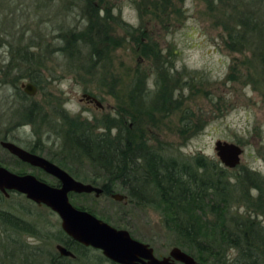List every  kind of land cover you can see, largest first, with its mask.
Returning <instances> with one entry per match:
<instances>
[{"label": "trees", "instance_id": "trees-1", "mask_svg": "<svg viewBox=\"0 0 264 264\" xmlns=\"http://www.w3.org/2000/svg\"><path fill=\"white\" fill-rule=\"evenodd\" d=\"M10 1L0 0V3L5 2L4 7L9 8ZM52 1L30 0L35 3V8L43 7L48 12ZM57 1L60 4L55 14H68L76 8V24L80 26L68 27L63 22L56 25L55 38L59 42L54 48L35 31L30 32L26 44L20 43L28 29L13 31L10 28L14 25V14L10 18L11 23L4 19L0 21L2 32L5 28L10 29L4 35L12 38L19 32L14 39L16 41L12 39L13 44L5 43L6 57L3 64L0 63V85L11 90L10 99L5 102L9 104L8 110L0 115V119L10 122L12 127L31 124L35 134L44 123L54 127L53 130L57 129L61 151L69 160L83 161L97 170L91 183L100 177L104 195L110 192L112 184L117 183L124 189L130 204H161L164 212L162 225L171 231V245L178 246L200 264H264V176L243 166L229 175L228 168H216L215 164L199 155L190 160L178 159L162 154L158 146H145L132 138L137 134L135 126H139L145 117L150 119L156 113L166 116L178 108L182 89L185 86L190 88L189 83L192 85L196 78L195 70L175 68L174 52L170 47L161 53L142 20L148 16L150 22L165 24V18L169 16L165 10L174 4L173 1L132 0L139 21L137 26L120 20L118 14L113 15L111 10L114 6L106 5L103 0ZM203 2L222 29L223 47L242 55V59L232 60L226 79L248 84L264 103V0ZM118 30L124 36H116L114 33ZM123 41L132 43L134 51L151 62L155 91L148 93L145 88L146 70L137 65L126 92V107L119 109L120 115L115 117L118 123L123 124L124 132L121 134L117 130L111 137L112 125L108 123L104 131L94 132L95 124L89 126L83 120L69 117L56 104L51 105L49 116L19 86L26 80L36 89H42V75L47 70L45 63L50 50H56L63 57V70L93 75L96 70L103 69L109 53ZM182 115L181 133L194 126H187L190 117L187 118L184 111ZM138 133L142 134L141 130ZM7 137L8 133L4 131L0 139L7 140ZM27 150L35 153L41 148L29 144ZM13 193L16 192L8 191V195ZM0 199H5L2 193ZM232 207L236 210L243 207L244 214L231 212ZM0 232L4 237L0 243V264H76L87 257V250L93 249L74 241L60 227L50 232L3 208H0ZM17 235L39 240L46 246L60 244L73 257L60 255L55 248V252H49L40 246L27 244ZM94 258L110 262L101 253Z\"/></svg>", "mask_w": 264, "mask_h": 264}, {"label": "rangeland", "instance_id": "rangeland-1", "mask_svg": "<svg viewBox=\"0 0 264 264\" xmlns=\"http://www.w3.org/2000/svg\"><path fill=\"white\" fill-rule=\"evenodd\" d=\"M172 1L174 4L165 10L169 15L165 18V24L150 22L148 16H144L142 20L156 40L161 53L164 54L165 49L170 47L174 52L175 68L195 70L196 78L192 81V85L191 82L189 83L190 88L185 86L182 89L180 96L182 101L178 108L166 116L156 113L153 115L155 118L145 117L140 121L139 126H135L137 134L132 138L141 141L145 146L153 148L158 146L162 154L175 156L178 159L190 160L199 155L215 164L216 168L225 167L215 155L214 141L219 139L233 142L242 148V153L238 166L231 170L226 169L227 173L232 175L239 170L238 167L243 166L264 176V103L248 84L241 83L240 80H227L225 77L232 60L242 59V55L231 53L223 47L222 29L203 0ZM103 3L112 4L114 6L111 10L112 14L115 16L118 14L120 20L132 26L139 24L132 0H103ZM59 4V1L53 0L52 8L48 12L47 9L43 10V7L35 8V3H31L30 0H11L9 8L4 7L5 2L0 3V21L4 19L11 23L10 18L14 14V25H10V28L13 31L18 28L23 31L28 29V32H24L25 37L20 43L26 44L30 32L35 31L40 36L43 35L44 41L50 42L54 48L59 42L55 38L56 25L63 22L64 26L68 27L80 26L76 24V8L68 14H55V11L58 12ZM8 30L10 29L5 28L2 32L0 29V63L2 64L7 51L5 43L13 44V40L19 34L16 32L10 38L4 35ZM43 33H47L49 38ZM114 34L124 36L119 30ZM48 58L45 63L47 70H44L42 75V89H37L35 94L30 96L31 100L37 102L41 110L49 116L51 105H58L69 117L83 120L89 126L95 124L94 132L104 131L107 123L112 125L109 131L111 137L117 130L120 134L124 132L123 124L118 123L115 117L120 115L119 109L126 107V92L137 65L146 70L145 88L148 93L155 91L152 85L154 74H152L151 62L136 53L132 43L127 41H123L121 46L112 50L103 69L96 70L93 75L83 74L82 71L73 74L63 70V57L54 49L52 52L50 50ZM241 72L243 73L244 70ZM10 93L8 87L0 85V115L8 110L9 104L5 102L10 99ZM83 93L95 97L100 107L81 97ZM183 111L187 118L190 117L191 123L187 121V126L193 124L197 127L190 126L186 132L181 133L179 129L183 122ZM44 124L35 134L31 130V124H18L12 127L10 122L0 119V137L6 131L7 140L22 148L28 149L29 144L40 147L41 151L35 152L36 154L56 164L74 179L92 184L91 181L95 180L97 170L83 161L69 160L61 151V138L57 129L53 130L54 127ZM139 130L142 134L138 133ZM0 165L15 173H30L50 185L56 186L58 183L54 177L39 168L16 160L1 147ZM101 181L102 179L98 177L92 185L99 186ZM111 188L112 192L125 194L124 189L117 183L112 184ZM67 196L73 206L90 210L96 218L115 228L125 229L134 239L149 244L156 256L166 255L172 246L171 231L162 225L164 212L159 203L135 205L128 203L126 197L116 201L104 194L94 196L92 192H69ZM233 207L231 212L244 214L243 207H238V210ZM0 208L16 212L39 228L42 226L50 232L59 227V219L55 213L42 205L28 201L20 194L13 193L3 200L0 199ZM17 238L27 244L55 252L53 244L46 246L39 240L23 235H17ZM3 240L4 237L0 232V243ZM97 254H100L98 250L89 249L87 257H83L76 264H112L108 261H96L94 256Z\"/></svg>", "mask_w": 264, "mask_h": 264}, {"label": "water", "instance_id": "water-1", "mask_svg": "<svg viewBox=\"0 0 264 264\" xmlns=\"http://www.w3.org/2000/svg\"><path fill=\"white\" fill-rule=\"evenodd\" d=\"M19 86L29 96L37 90L29 81H22ZM81 97L100 107L95 97L87 93ZM0 147L58 181L57 186L50 185L30 173H15L0 165V193L7 197L8 191L16 192L34 204L47 207L58 217L60 229L74 241L99 250L102 256L115 264H200L178 246H171L164 256H156L149 244L134 239L127 230L107 224L90 212L73 206L68 200L69 192H92L98 196L102 191L99 186L74 179L45 157L11 141L0 140ZM213 150L225 168H234L240 162L242 148L233 142L217 139ZM109 196L116 201L123 199V195L117 192H111ZM54 247L60 255L73 257L64 246L55 244Z\"/></svg>", "mask_w": 264, "mask_h": 264}, {"label": "flooded vegetation", "instance_id": "flooded-vegetation-1", "mask_svg": "<svg viewBox=\"0 0 264 264\" xmlns=\"http://www.w3.org/2000/svg\"><path fill=\"white\" fill-rule=\"evenodd\" d=\"M87 101H90L89 99L87 100ZM0 140H6V139H0ZM9 141V140H8ZM12 142V141H11ZM14 143V142H13ZM25 149V148H24ZM27 150V149H26ZM34 153V152H33ZM10 154V153H9ZM11 155V154H10ZM11 156H13V155H11ZM16 160H18L15 156H13ZM18 161H20V160H18ZM20 162H22V161H20ZM22 163H24V162H22ZM24 164H27V163H24ZM28 165V164H27ZM2 166V165H1ZM4 167V166H3ZM31 167H33V166H31ZM35 168H37V167H35ZM58 185V183L56 184V186ZM99 187L102 189V191H101V193L100 194H103L104 192H103V189H104V187L103 186H101V184L99 185ZM111 191H112V188H110V192L107 194V196H109L110 195V193H111ZM123 195V199H125V194H122ZM122 199V200H123ZM55 248V247H54Z\"/></svg>", "mask_w": 264, "mask_h": 264}]
</instances>
